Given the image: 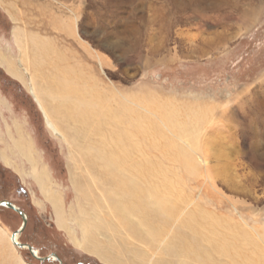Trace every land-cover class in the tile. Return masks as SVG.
Instances as JSON below:
<instances>
[{
  "label": "rangeland",
  "instance_id": "obj_1",
  "mask_svg": "<svg viewBox=\"0 0 264 264\" xmlns=\"http://www.w3.org/2000/svg\"><path fill=\"white\" fill-rule=\"evenodd\" d=\"M17 30L26 41L28 33L50 40L71 65V74L97 88L127 122L124 98L140 107L148 104L164 135L170 134L162 122L166 110L180 121H201L196 174L168 155L164 139L160 148L146 139V156L164 168L174 191L185 192L179 203L186 211L203 208L214 216L220 235L243 246L238 259L263 260L264 0H0V52L8 59L19 57ZM38 72L37 80L46 86L52 72L44 80ZM47 120L27 88L0 66V201L25 211L28 222L20 240L38 256L56 253L64 264H109L58 227L54 207L40 190L39 173L62 198L67 227L81 240L83 214L71 177L84 173L64 138L73 125L60 116L51 117L50 124ZM22 224L19 213L0 205V264H59L10 245L8 235ZM181 229L185 241L194 237L190 229ZM103 240L107 246L109 240ZM217 254V262H230ZM123 258L157 264L138 262L130 252Z\"/></svg>",
  "mask_w": 264,
  "mask_h": 264
},
{
  "label": "bare ground",
  "instance_id": "obj_2",
  "mask_svg": "<svg viewBox=\"0 0 264 264\" xmlns=\"http://www.w3.org/2000/svg\"><path fill=\"white\" fill-rule=\"evenodd\" d=\"M66 26L74 30L72 25ZM23 35L22 30L14 33L19 57L8 59L0 52V66L33 95L49 124L51 117L60 116L73 125L71 132L66 130L64 138L74 150L72 157L77 168L84 173L77 174L78 178L71 175L83 214L79 220L81 240L73 228L67 227L60 195L50 191L47 179L44 181L40 173L34 174L42 194L54 207L56 224L68 229L74 243L109 264H136L123 258L125 252L132 253L133 258L142 263L154 259L157 264H222L214 257V253H218L231 258L227 264H264V254L259 261L248 257L238 259L243 256V246L235 239L230 240L229 235V239L220 235L212 224L216 221L214 216L203 208L197 206L186 211L179 203L186 199L185 192L180 196L174 191V183L166 177L164 168L146 156V139L158 148L159 140L164 139L168 155L180 161L191 174H196L199 167L196 139L201 121L188 122V118L180 121L176 112L166 110L165 122H162L170 134L164 135L162 127L151 118L148 104L140 107L135 100L124 98L120 105L129 114L127 122L97 93V88L90 89L87 83L82 84L71 74V65L68 68L50 40L28 33L26 41ZM37 71L41 72L43 80V75L52 72L46 86L37 80ZM176 127L181 130L177 131ZM55 131L61 135L64 132L61 128ZM182 137L186 140L183 144L180 143ZM19 146L22 147V142ZM172 149L176 151L169 152ZM29 158L34 162L31 156ZM181 228L190 229L194 237L185 241ZM205 230L210 235H205ZM8 236L13 248L16 242L22 243L20 234L15 238L12 234ZM0 237L4 239L1 231ZM105 238L109 240L107 246ZM204 240L210 248L203 247ZM261 241L264 244V236Z\"/></svg>",
  "mask_w": 264,
  "mask_h": 264
},
{
  "label": "water",
  "instance_id": "obj_3",
  "mask_svg": "<svg viewBox=\"0 0 264 264\" xmlns=\"http://www.w3.org/2000/svg\"><path fill=\"white\" fill-rule=\"evenodd\" d=\"M0 205L1 206H5V207H9L13 210H15L17 213H19L22 218H23V224L21 226V228L17 229L14 234H13V237L15 238V235L16 234H21L24 229L26 228V225H27V222H28V216L27 214L25 213L24 210H22L20 207L16 206L13 202L11 201H7V200H4V201H0ZM17 247L19 248H28L31 253L38 259L42 260V261H45V260H53V261H57L59 264H64L63 261L60 259V257L56 254V253H52L51 255L49 256H46V257H41V256H38L36 253H35V250H34V247L32 245H27L25 246L23 243H19V242H16L15 243ZM78 264H85V263H78Z\"/></svg>",
  "mask_w": 264,
  "mask_h": 264
}]
</instances>
